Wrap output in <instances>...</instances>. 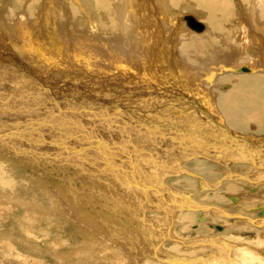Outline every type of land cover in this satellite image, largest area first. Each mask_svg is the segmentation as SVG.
Returning <instances> with one entry per match:
<instances>
[{"label": "rangeland", "instance_id": "obj_1", "mask_svg": "<svg viewBox=\"0 0 264 264\" xmlns=\"http://www.w3.org/2000/svg\"><path fill=\"white\" fill-rule=\"evenodd\" d=\"M72 1L76 2L75 4L77 6L72 4L73 3ZM72 1L71 0H63L64 7H63V4L59 3V5L63 8L61 11L58 10V7L52 3L48 6V8H49V10H47L48 14L45 13V17H44V23L46 25L47 24L51 25V26L47 25L48 27H52V22H50V21L54 20V18H57L58 15H60L61 19L62 18L64 19L65 17H67L65 12L70 11L69 13L72 14V17H70V18H73V15H76V16L78 15V16L74 17V18H76L74 21L72 19L71 22L73 24L72 23L69 24L70 26L67 25L69 28L67 26L65 27V30L63 31L64 35L57 33L55 31L52 32V31L47 30V33H51L48 36V39L51 41H57L58 43H61L60 47H61L62 52H61V55H59V57H55V56H53V55H55L53 52L55 50L54 49L53 50L48 49V52L51 53L52 54L51 56H53V57L51 58V57L47 56V54L45 53L44 57H46V58L44 59L43 57H41L43 51L40 49H39L40 51H37L38 49L32 43V42H35L34 40H35V38H37V36H35V35L39 34L40 30L35 29V27L34 28L28 27L29 25L23 26L24 25L23 22L25 21V19L24 18L18 19V18H20V15L16 16V17H11L9 15H6L7 13L9 14V12H11V11H17V10H18L17 14H21V12L26 14L27 13L26 11H28V7L30 6L31 0L30 1L29 0H18V1L17 0H7V3H6L7 13H5V10L0 9V76H2V77H0V83H2L4 85H6L8 83L7 85L11 86L12 84H16L18 82L17 84H19V86L21 87L20 83L23 84V81H24L26 88H28V90L30 89L31 93L33 92V96H35L37 93L36 91H38L36 97H39L41 94H43V92H45V90L42 87L39 88V87L34 85L36 77L38 76V77H40L39 79L42 78V81L44 80L47 83L46 86H49L55 93L58 92V94L59 93L64 94L65 97L60 96V98L62 99V100L60 99V102L64 103V101H67V100L70 101L71 98H74V96H75L74 99H77L79 101H81V99H82V101L84 100L85 102L88 100L93 101V102H102L103 105H101L102 104L101 103L100 107L97 108V111L101 110V113L103 112V114L110 116V117H112L111 114H113V113H109V111H110L109 109L103 110V108H109V104H111V103L114 105L122 104L123 106H128V105L130 107L134 106L135 108L138 107L139 109H143V108L145 109L148 106H149L148 108H151L152 105L155 106L154 103H157L159 101H164V100L166 101V104L168 105L169 102L167 101L168 99L166 97H169V96L174 98L176 102L177 101L178 102L179 101L184 102V100L179 99L180 96H176V95L171 96V92L168 91L169 89H172V91L176 90L179 93V91H184L185 86H188L189 88L192 87V88H190L191 90H189V92H191V91L195 92L196 89H197L196 92H200L201 88L204 89V88H208L210 86L209 83L204 82L205 76H203V73L201 71L198 72L192 65H189L186 62V58L184 57V54L182 52L183 45L186 44V42L187 43L191 42L193 44H196V46L198 45L199 47H201V52H202L204 48H202L203 46L201 45V41L206 40L207 37L209 40L215 37L214 32H213L214 30L212 31L213 28H211V26H208V25H210L208 23V21H206V19H203L204 17L201 19V17H200V16H202L200 13L201 10H199L197 4L194 5V3H189L190 4V5H188L189 7L186 4L185 6H183V7L181 6V8H180L179 6L174 5L172 0H162V2H161V0H135L136 2L140 1L139 3L138 2L136 3L134 0H132V1L131 0H122V1L107 0L108 2H111V3L110 4L108 3V6L105 4L102 7V5H103L102 3L106 2V0H103V1L102 0H94V1L93 0H72ZM95 1H96V3H95ZM101 1H102V3H101ZM113 1H115V2H113ZM116 1H117V4H116ZM142 1H143V4L141 3ZM155 1H157V2H155ZM158 1H160V2H158ZM99 2H100L101 6L98 5ZM127 3H129V4L127 5ZM16 4H18V5H16ZM87 4H89L90 7ZM8 5H10L11 10H10V8H8ZM109 5H111V6L109 7ZM120 5L122 8L125 6L124 7L125 9L124 8L122 9L120 7ZM122 5H124V6H122ZM136 5L138 6V8H136L137 7ZM15 6H17V7H15ZM95 6H97V7H95ZM185 7L187 8V10ZM78 8H79V10H78ZM97 8H98V10H97ZM194 8H196V9H194ZM116 9H118V10H116ZM126 9H127V11H126ZM136 9H138L139 12ZM183 9L185 11H183ZM193 9L195 11H193ZM53 10H54V12H53ZM114 10H115V12H114ZM156 10H158L160 13ZM92 11H94V12H92ZM99 11H102V12L98 13ZM124 11H126L127 13L125 12V14H124ZM130 12L132 13L131 15H130ZM172 12L174 15H172ZM57 13H58V15H57ZM75 13H77V14H75ZM138 13H140V14H138ZM178 13H180L182 20L180 21L181 24L177 26L175 24L176 19L174 20V18L177 17ZM99 14H101V15H99ZM134 14H135V16H134ZM148 14L151 15V17H152L151 20L152 19L154 20V24L158 23L160 25L159 26V25L155 24L156 28L162 27V28H159V31H157V29H156V32H155V30H154L155 28H154L153 23L150 22L151 20L150 21L148 20V18H149ZM161 14H163V16H160ZM192 14L194 15L195 18H197L199 21H201L204 24L203 31L202 30H196V29L188 26L187 20L184 17H185V15H192ZM119 15H124L125 16L124 18L127 21H125V20L121 21L120 20V22H121V24H120V22H118V19H117V17H119ZM127 15H129V16H127ZM133 16L136 18L132 19ZM139 16H141L142 19H140L141 17L139 18ZM164 16H166V17H164ZM173 16H175V17H173ZM81 17H83V18H81ZM92 17L96 18L98 21L96 19L93 20ZM46 18H47V20H46ZM86 18L88 20H85ZM103 18H104V20H103ZM124 18L122 17V19H124ZM167 18H169V20H171V22L175 25H172V23L169 22V20H167ZM100 19H101L102 23H101ZM136 19H139V21H141L142 24L139 25V23H141L139 21L137 22V24H135L134 22ZM157 19L159 20L158 22H156ZM110 20L114 21L113 22L114 28L108 27L109 25H107V24L109 22H111ZM142 20H145L146 23L143 24V22H145V21H142ZM128 21H130V22H128ZM167 21H168V23H167ZM126 22L128 24H126ZM19 24H20L21 28L19 27ZM118 24L120 26L123 25V26H121L122 28L120 27L121 29L118 28ZM129 24H130V26H128ZM146 24L149 26H147ZM183 24L186 26H184ZM32 25H35V24L33 23ZM101 25H103L102 28L100 27ZM181 25L183 27L188 28V31L190 33H188L186 30H184L185 28H183ZM76 26H77V29H76ZM131 26H135V29H134L135 31H133V28H131ZM139 26H140V28H139ZM94 27H97V28H94ZM98 27H100L101 30ZM146 27H149V28L147 29ZM150 27H152L153 29ZM170 27L175 31L173 32V30ZM167 28L168 29L170 28V29L168 30ZM81 29H82V31H81ZM126 29H127V31H126ZM209 29L211 30V32ZM146 30H149L150 32L146 31ZM145 31H146V33H145ZM153 31L155 32V34ZM167 31L169 32V34L167 33ZM88 32H89V34H88ZM96 32H98V33H96ZM147 32H148V34H147ZM157 32L160 33L164 38H167V47H168L169 54L164 61L162 58H160V59L157 58V56H159L158 52L160 50L159 49L156 50V47H154L155 43L152 42L153 40L151 39V41H147L150 38L154 39ZM135 34H137V35L135 36ZM149 34H150V37L148 36ZM70 35L72 36V38ZM77 35H79V36H77ZM152 35H154V36H152ZM24 36H26L25 40H24ZM138 36H140V37H138ZM144 36H146V37H144ZM201 37H203V38H201ZM52 38H54V39H52ZM190 38H191V40H190ZM209 40L206 41V43H208L207 48L209 45L212 44L209 42ZM139 41H141V42H139ZM150 42H152V43H150ZM179 44L181 45V47ZM204 44H205V42H204ZM211 46H213V45H211ZM207 48L204 50L205 51V52H203L204 54H207V52H208ZM214 48H215V45H214ZM152 51H153V54L155 57H153ZM39 54H41V55H39ZM168 57H171V59ZM210 58H211V56L210 57L207 56V58L205 57L204 59H206L207 62L211 63V61H213V60H211ZM153 59H155V61ZM148 61H150V63H148ZM153 61H154V63L151 64V62H153ZM170 65L172 67V69H171L172 73H173V71L176 72V69L178 71V72H176V75H175V73H173V75L175 76L174 79L175 80L181 79L180 81H182V84L181 85L178 84V86L176 87L177 89H175L171 83H168L169 81H167V80L164 81L165 80L164 79L165 75L163 76L164 73L160 74L162 71H164L163 70L164 67H165L164 69L169 70L171 68ZM208 65H210V64H208ZM244 66H247V64L243 63L241 65V67H240L241 71L246 69V68L245 69L243 68ZM166 67H168V68H166ZM175 67H176V69H175ZM184 68H186V70ZM161 69H162V71H161ZM9 71H10V73H9ZM188 71H190L191 74ZM168 72H170V71H168ZM187 72H188V74H187L188 76L185 75ZM232 72L236 73V70H235V72L234 71H232ZM16 73L18 74V76ZM173 75L171 74L169 77L173 78ZM158 76H160V77H158ZM162 77H163V79L161 81ZM6 78H8V79L6 80ZM155 78L157 79L156 81H155ZM11 79H12V81H11ZM9 81L11 84L9 83ZM36 82H37V80H36ZM170 82H172V81H170ZM218 83H219V80H218ZM185 84H187V85H185ZM202 84H205V85H202ZM25 85L22 86L23 89H25ZM194 85H195V87H193ZM226 85H224V87H226ZM11 87H14V86H11ZM35 87H37L39 90L37 88H36L37 89L36 90ZM224 87H222V88H224ZM228 87H230V86H228ZM165 88L167 89V92L164 91V93H163L162 90H164ZM209 88H211V87H209ZM209 88H208V90H209ZM186 90L187 89H185V91ZM14 91H18V89H16V86H15ZM65 92L68 95H66ZM66 96H68V97H66ZM200 96H202V95H200ZM183 98H185V97H183ZM36 99H34V102L38 101V99H37V101H35ZM54 100L55 99L50 98L49 102L51 103V105H49V103L48 104L45 103L44 106L47 109H49L48 113H50V115L57 116V118L55 117L56 118L55 122L57 123V125L56 126L52 125L51 127H49V126H47V122L45 121L44 122L45 125L39 126V128H38L40 130V132H38L39 135L37 133H34L32 135L34 137L33 138L34 149L36 148V146L38 147V149L36 148L37 152H36V157L34 158L36 165L34 163L33 167H31L34 170H32L30 167H28L29 165L27 166V164H26L27 167L25 166L26 170L23 169L24 166L22 165L16 169L17 171H15V170L11 171V169H2V167H0V185L3 188V193L5 194L4 197H6V195H11V197H13V199H16L17 196H19V197L22 196L23 198H25V197L30 198V195H31V198L34 201H37L40 206L41 205L43 207L46 206V208L44 207L43 213H46L45 211H47V213L45 214L46 216L39 219L40 222H37L36 227L34 226L33 228H29L28 234H26L27 230L24 229V227H23L24 226L23 222L25 221V214H24L25 210L22 206L18 205L17 206L18 209L14 210V212L12 214H8V215L6 214L4 219L0 220V264H24L21 260H23L25 257L29 258L30 261H32L31 264H40L41 262H44L45 264H110V263L111 264L112 263L113 264H120V263H122V264H124V263L125 264H135L138 258H140V261H143L144 264L145 263L147 264L149 261L152 262L153 260H155V261H156V259L158 260L157 254H158V257H166L168 252H169L168 255H170V254L175 255L176 253H174L175 251H172L171 245L172 244H174V245L180 244L179 240L176 238L180 237L179 233L177 232V229L180 225V220L182 218L181 216H183L187 213H192V212L196 213L199 211L188 212V210H184L185 212L180 213L179 211L178 212L175 211V209L173 207H171V209H172L171 210L169 207H167V205L165 204V201L164 200L162 201V198L160 200L159 199L160 197L154 196L150 192V190H147V192H150V194H149V193H146V190H140L141 189L140 186H138V184L135 185V183L132 181L129 184L125 183L126 185L123 182L124 179H126V175H128L127 173L124 174L123 170L128 168L127 166H131L134 163V160L130 157L128 152H125V153L122 152L124 150L123 147L127 148L128 149L127 151L131 150L132 152H135L134 154L137 156L138 162H140L143 165L144 170H145V168L148 167V169H149L148 172L150 174L144 170H143V173L140 174L139 178H141V175H142V178H141V179H143L142 182L150 183L152 181L151 178H153L155 175H158L157 172L153 169L157 166V162H155V159L157 157L155 158V155H157L159 153V151L155 147L157 154H156V152L155 153L153 152V151H155V148L151 147L153 145L152 137L150 139V136H148V135L145 136L144 133L142 134L143 136L140 134L144 130H146L145 132H150V133H152V131H150V130L148 131V129H147L148 127H143L144 129L140 130L139 127L135 126L133 129H131L133 131V133H132V131H130L129 133H126V134H123V133L121 134V132L116 133L113 131H109V132L107 131L108 132L107 133V132L100 130V128H98V126H95L93 123H91L90 125L89 124L87 125V126H89V128H86V129L84 128L85 131L83 130L82 132H79L77 130V128H75V126L73 125V122L70 119H67L62 114L57 115V113H56L57 111L55 109V106L57 107V104L55 105V103H53ZM185 101H187V100H185ZM30 103H32V102L30 101ZM32 104H34V103H32ZM46 104H47V106H46ZM42 108L46 109L44 107H42ZM155 108H156V110H158V112H163L162 110H164V108L160 109V107H158L159 109H157L156 106H155ZM32 109H33V107H32ZM43 109H42L41 113H38L39 115L37 114V117L41 116V114L44 113ZM112 109H114L113 111H114V116L116 119L118 117L120 118V115H122V116L124 114L126 115V113H123V111H121L122 109H117L115 107H113ZM132 109H134V108H132ZM136 110L134 109V111H136ZM156 110H155V112H156ZM191 110L192 109H191L190 105H186L183 110H177V112L182 114V116H185V117L189 116L192 119H194V115L196 112L195 111L191 112ZM197 112H198L197 117L202 116L203 118H205L204 117L205 114H203L201 112L202 113V115H201V113L198 110H197ZM139 113H141V112H139ZM150 117H152L151 114H150ZM203 118H200V119H203ZM38 119H40V118H38ZM102 120L105 121V123H107V120H104V119H102ZM206 120L210 124H213V122L208 120V118H206ZM108 122L109 123H107V124L111 125L113 121L109 120ZM203 122H205V119H203ZM64 123L65 124L68 123L69 125L68 124L65 125ZM105 123L103 124L102 128H106ZM132 123H134V122H132ZM186 125L187 124H185L184 126H186ZM201 126H202V124H201ZM96 127H97V129H96ZM46 128L48 130H46ZM49 129L51 131H49ZM56 129H57V131H56ZM53 130H55L56 132H54ZM59 131H60V133H59ZM57 132H58V134H57ZM87 133H88V135H87ZM89 133L91 136L89 135ZM138 133L140 135H138ZM82 134L83 135L85 134V135L83 136ZM112 134H113V136H111ZM134 135H137V137L133 138ZM37 138L39 140H37ZM40 139H41V141H40ZM44 139H46V140H44ZM163 139L158 138L157 140H163ZM126 140H127V142H126ZM151 140H152V142H151ZM115 141L116 142L118 141V142L116 143ZM140 141H142V142L140 143ZM37 143H39V144H37ZM147 144L150 147V149L147 146ZM150 144H152V145H150ZM52 146L54 148H52ZM137 147H139V149ZM67 148H69L71 150V152L64 155V151H66L65 149H67ZM104 148H105V150H104ZM36 149H35V151H36ZM148 149L150 150V152ZM112 151H113V153H111ZM69 155H70V157H69ZM160 156H165V155L162 154ZM38 157H39V159H38ZM147 157H149V159H151V160H149ZM176 157H177V154L168 155L166 157L167 159L165 158V161L167 163H169L170 165H172L177 160ZM41 158L44 162L41 160ZM48 158H50V159H48ZM110 158H112V159H110ZM51 159H53V161ZM71 160H73V161H71ZM75 160H76V163H75ZM188 162L191 163V161H189V159H188L183 164H186ZM72 163H73V165H72ZM151 163H152V165H151ZM155 163H156V166H155ZM237 163L242 164V162H237ZM16 164L20 165L23 163L21 161V163L17 162ZM148 164H150V166H152V167H150ZM121 166H122L123 170H121ZM16 167H18V166H16ZM39 168H41V169H39ZM29 169H31V171H34L35 176L38 175L39 178L37 176H36L37 178L35 176H33L34 180L37 179L36 181H34L33 178L32 179L27 178V176L31 172ZM102 169H103V171H102ZM22 173H23V175H22ZM37 173H39L40 175ZM124 175H125V177H124ZM185 175H188V174L183 173V172L178 173V174H175L174 176L168 177L166 180H169L170 178L172 179V177H173V179L184 177ZM41 179H43V180H41ZM119 179H120V181H119ZM30 180H33V182L32 181L30 182ZM39 180H40V182H39ZM4 182H12L14 184V187L10 189V187H8V186H3ZM37 182H39L40 184H38ZM29 183L30 184L34 183V185H31V187H30ZM43 183L44 184L46 183V185H44ZM90 183H92V184H90ZM131 184H134V185H131ZM98 185L100 187H98ZM166 185H168L169 188L173 191L175 190V191L181 192V189H176L173 186V183L171 181L169 183L167 182ZM128 186L131 187V189ZM29 187L31 190L29 189ZM54 187H55V190H53ZM93 187H96V188L93 189ZM99 188H101V190ZM44 189H46V190H44ZM84 189H86L87 191ZM111 190H113V191H111ZM9 191H10V193H9ZM51 191H52V193H51ZM54 191H56V192H54ZM101 191H102V193H101ZM99 192H100V194H99ZM104 192H106V193H104ZM110 192L112 193V195L110 194ZM87 193L90 196H88ZM106 194H107V196L109 194V198L106 196ZM121 194H122V196H121ZM144 194H146V195H144ZM75 195L77 198H75ZM81 195H84V196H81ZM70 196H71V198H70ZM101 196L104 197V200L105 199L106 200L104 201ZM146 196H148V197H146ZM166 196L171 198L172 193L166 192ZM111 197H112V199H111ZM128 197H130L131 199ZM118 198H120V199L118 200ZM86 199L87 200L89 199V200L87 201ZM193 199H195V198H193ZM116 200H118V202ZM147 200H149L150 202L148 201V203L146 204ZM100 201H102V202H100ZM93 202H94V204H93ZM120 202L122 205H121V209H119V213H118L117 212L118 210L116 211L115 207H117V209L120 208ZM61 203L63 204V206ZM95 203L96 204L98 203V204L96 205ZM123 203H125V204H123ZM127 203H130L131 205L127 204ZM87 204H89V205H87ZM138 205H140L141 207H139ZM56 206H57V208H56ZM73 206H75L76 209ZM127 206H129L130 209H129V207L127 208ZM62 207H64V208H62ZM68 207H70V208H68ZM124 207H126V208L124 209ZM157 207H159V208H157ZM96 208H97V210H96ZM57 209L60 211H58ZM102 210H103V212H101ZM48 211H50L52 214ZM110 211H112V212H110ZM71 212H72V214H71ZM115 212L117 213L116 216L114 215ZM179 213H180V215H179ZM173 214H174V216H172ZM57 215H59V216L57 217ZM89 215H90V219H89ZM66 216H68V217H66ZM74 216L76 218H74ZM81 216H82V218H81ZM83 217L84 218L86 217V218L83 219ZM48 218H51V221L53 220V222L48 220ZM77 218H79V219H77ZM104 218H106V219H104ZM113 218L114 219L116 218V220H114ZM120 218H121V220H120ZM125 219H126V222H125ZM57 220L59 221V223ZM67 220H69V221H67ZM92 220H93V222H91ZM117 220H119V221H117ZM128 220H130V221H128ZM134 220H135V222H134ZM107 221H109L110 224H108ZM76 222H78V223H76ZM112 222L114 224H112ZM118 222H120V223H118ZM123 222H124V224H123ZM151 223L152 224L155 223V224L152 225ZM171 223L172 224L174 223V224L172 225ZM76 224H77V226H76ZM109 225H110V227H109ZM124 225H125V227H124ZM133 225H134V227H133ZM169 225H171V227ZM145 226L147 227V229L145 228ZM77 227H79V228L77 229ZM99 227H101L102 229ZM111 227H112V229H111ZM139 227L142 229H146V230H143V232H142V229H140ZM193 227L196 228L197 226H193ZM116 228L117 229L121 228V229L117 230ZM148 228H150V229H148ZM110 229H111V233H110ZM126 229H127V231H126ZM147 230L148 231L151 230V231L148 232ZM156 231H157V234L155 233ZM165 231H166V233H165ZM77 233H78V235H77ZM107 233H108V235H107ZM120 233L122 236L120 235ZM129 233L130 234L133 233V234L130 236ZM153 233H154V235H153ZM173 233H176V234H173ZM116 234H119V235L116 236ZM151 234H152V236H151ZM155 234H156V236H155ZM91 236H93V237H91ZM128 236H130V238H128ZM145 236L149 237V238H146ZM164 237H165V239H164ZM19 238H21L23 240V243H21L22 241H20ZM143 238H144V240H143ZM161 238H163L164 240ZM160 240H161V242H160ZM84 241H86V242H84ZM120 241H121V243H120ZM139 241H141L142 243ZM147 241L150 243H148ZM24 242H26L27 244L29 243L30 246H29V244L26 245ZM89 242H91V243H89ZM6 243H9V245L7 246ZM134 243H135V245H134ZM159 243H160V245H158ZM123 244H125V245L123 246ZM62 245L64 248L61 250V253H63V254H62V257H60V259H61L60 261L57 258L52 257L50 255L49 251L46 250V248L49 250H52L51 248H57V247L59 248ZM117 245H120L122 249L120 248V246L118 247ZM9 246H13V247H9ZM93 246L95 248H98V249L99 248H103V249L106 248L108 253L107 252H101L100 253L97 249H95V251H93L94 250V249H92ZM113 246H114V248H112ZM135 248H137V249H135ZM118 249L120 251H118ZM155 249H157V251ZM12 250H14V252ZM121 250H122V252H121ZM123 250H125L126 252ZM128 250L129 251L131 250V251L129 252ZM159 250H160V252H159ZM183 251L188 252V251H190V249L184 248ZM114 252H116V253L118 252V253L115 255ZM139 252H141V253H139ZM17 253H19V255ZM99 253L102 255H100ZM103 253H105V254L103 255ZM110 253H112V254H110ZM127 253H128V255H127ZM107 254L110 256L107 257L106 256ZM135 254H136V257L134 258ZM120 255H124V256L122 257ZM111 256H112V258H111ZM114 258H116V259L118 258V259L113 260ZM127 260H129L130 262H127ZM36 261H41V262L39 263Z\"/></svg>", "mask_w": 264, "mask_h": 264}, {"label": "bare ground", "instance_id": "obj_2", "mask_svg": "<svg viewBox=\"0 0 264 264\" xmlns=\"http://www.w3.org/2000/svg\"><path fill=\"white\" fill-rule=\"evenodd\" d=\"M102 1H101V3H102ZM117 1H122V0H117ZM117 1H116V4H117ZM172 1H173L174 5L179 6L180 8H181V6L183 7L186 4H187V6L190 5L189 3H194V5L197 4L199 10H201L200 11V13L202 15V16H200L201 19L204 17L203 19H206V21H208V23L210 24L208 26H211V28H213L212 31L214 30L213 31L214 36H215L214 38L209 40L207 37L206 40L201 41V45L203 46L202 48H204L202 52H201V47H199L198 45H197L198 46L197 47L196 44L191 43L188 39L187 40L190 43L186 42V44H184L183 48H182V52L184 54V57L186 58V62L189 65H192L198 72L201 71L203 73V76H205L204 82L209 83V85H210L209 87H211V88L208 87L209 90H208V88H204V89L201 88L200 92H196L197 89L196 90L194 89L195 92L191 91L192 92L191 93V92H189V90H191L190 88H192V87L189 88L188 86H185V89H187L188 91L187 90L185 91V89H184V91H179V93H178L176 90L172 91V89H169L168 91L171 92V96L172 95L173 96L174 95L180 96L181 98L179 97V99L184 100V102H180V101L176 102L174 98L169 96V97H166L168 99L167 101L169 102L168 105L166 104V101L164 99H163L164 101H159L157 103H154V105L157 107V109H159L158 107H160V109L164 108V110H162L163 112H158V110H156L155 106H153V105L151 106V108H148L149 107L148 106L145 109L144 108L139 109L138 107L135 108L134 106L133 107L132 106L130 107L129 105L123 106L122 104L114 105L111 103V104H109V108H103V110L109 109L110 110L109 113H113V114H111L112 117H110V116L103 114V112L101 113V110L97 111V108L100 107V104L102 102H93L90 100L85 102L84 100L82 101V99H81V101H79L77 99H74L75 96H74V98L70 97L71 98L70 101L67 100V101H64V103L60 102V99H61L60 96L65 97L64 94L59 93L60 94L59 95L58 92L55 93L49 86H46L47 83L44 80L42 81V78L39 79L40 77H38L37 75H36L37 76L36 77L37 82L35 80L34 85L39 87V88L42 87L45 90V92H43V94H41L39 97H36L38 91H36L37 92L36 95L33 96V92L31 93L30 89L28 90V88H26L24 81H23V84L25 85V89L22 88V86H24V85L20 83V85H21V87H20L19 84H17L18 82L16 84L11 85L14 87L7 85L8 83L7 84L5 83L6 85L0 83V167H2V169H11V171H13V170L17 171L16 169L22 165L24 166V168H23L24 170H26L25 168L28 165H29L28 167H30V168L33 167V165L35 163L34 158L36 157V152H37L38 147L36 146L37 149L35 148L36 149V151H35L34 146H33V144H34L33 138L34 137L32 135L34 133L38 134V132H40V130L38 128H39V126L45 125V123H44L45 121L47 122V126H49V127H51L52 125L53 126L57 125V123L55 122L57 116L50 115V113H48L49 109H47L44 106L45 103H47V104L49 103V105H51V103L49 102L50 98L55 99L53 101V103H55V105L57 104V107L55 106V109L57 111L56 112L57 115L62 114L67 119H70L73 122V125L75 126V128H77V130L79 132H82L84 130V128L85 129L89 128V126H87V125L88 124L90 125L91 123H93L95 126H98V128H100V130H102L104 132L113 131L116 133L121 132V134L122 133L123 134L129 133L130 131H132L131 129H133L135 126L139 127L140 130L144 129L143 127H148L147 128L148 131L150 130V131H152V133L145 132L146 130H144L140 134L142 135L144 133L145 136L146 135L150 136V139L152 137L153 142H152V140H151V142L153 143V145L152 144H150V145H152L151 147H154V148L156 147L157 150L159 151L158 154H157L156 148H155V151H153L154 153L156 152V154H157V155H155V158L156 157L157 158L156 159L154 158V159H155V162H157V166L159 167L158 168L156 166V163H155L156 167L153 170H155L158 175H155L153 178H151L152 181L150 183L142 182V180H143V179H141L142 175H141V178H139V177H140V174L143 173V170H144L143 165L140 162H138L137 156L134 154L135 152H132L131 150L127 151L128 149L123 147L124 150L122 152L123 153L128 152L130 157L134 160V163L131 166H127L128 168H126L125 170H123L122 166H121V170L124 171V172L123 171L122 172L124 174H126V173L128 174V175H126V179H124V181H123L124 184L125 183L129 184V183H131V181L134 182L135 185L138 184V186H140V188H141L140 190H146V193H149V194L151 192L154 196L160 197L159 198L160 200L162 198V201L163 200L165 201V204L167 205V207H169L170 209H171V207H173L175 209V211H177V212L179 211L180 213H182V212H185L184 210H188V212H191V211H195V212L199 211V212L187 213V214L181 216L182 218L180 220V225L177 229V232L179 233L180 237L176 238L179 240L180 244H178V245L172 244L171 245L172 251H175L174 253H176L177 255L176 254L175 255H171V254L168 255L169 252L167 251L168 254L166 257H158V254H157L158 260L156 259V261L153 260L152 262L149 261L147 264H264V0H172ZM72 2H73L72 4L76 5L75 4L76 2H74V1H72ZM113 2H115V1H113ZM155 2H157V1H155ZM158 2H160V1H158ZM161 2H162V0H161ZM6 3H7V0H0V9L5 10V13H7ZM51 3L56 5L58 7V10H60V11L63 8L59 5V3L63 4V7H64L63 0H31L30 6L28 7V11H26L27 12L26 14L22 13V12H21V14H17L18 10L17 11H11V12H9V14L8 13L6 14V15H9L11 17H16V16L20 15V18H18V19H22V18L25 19V21L23 22L24 23L23 26L29 25L28 27H31V28L35 27V29L40 30V33L35 35V36H37V38H35V40H34L35 42H32V43L38 49L37 51H40V50L43 51L42 55L41 54H39V55H41V57H43L44 59L46 58V57H44L45 53L47 54V56L52 58L53 56L59 57V55H61V52H62L61 47H60L61 43H58L57 41L49 40L48 36L51 33H47V30L52 31V32L55 31L57 33L63 34L65 27L72 23L71 22L72 19H73V21L76 19V18H74L76 15H73V18H70V17H72V14L69 13L70 11L65 12L67 17H65L64 19L63 18L61 19L60 15H58V13H57L58 19L54 18V20H51L50 22H52V27H48L47 25H49V24L46 25L44 23V17H45V13H47V10H49L48 6ZM95 3H96V1H95ZM108 3L110 4L111 2H108L106 0V2L102 3L103 4L102 7L105 4L108 6ZM129 3H127V5ZM141 3L143 4V1ZM89 4H87V5L89 6ZM16 5H18V4H16ZM98 5H100V2ZM111 5H109V7ZM97 6H95V7H97ZM122 6H124V5H122ZM15 7H17V6H15ZM120 7H121V5H120ZM8 8H10V5H8ZM136 8H138V6ZM184 9H183V11H185ZM194 9H196V8H194ZM194 9H193V11H195ZM10 10H11V8H10ZM78 10H79V8H78ZM97 10H98V8H97ZM116 10H118V9H116ZM136 10H138V9H136ZM186 10H187V8H186ZM126 11H127V9H126ZM126 11H124V14ZM156 11H158V10H156ZM53 12H54V10H53ZM92 12H94V11H92ZM100 12H102V11H99L98 13H100ZM114 12H115V10H114ZM138 12H139V10H138ZM75 14H77V13H75ZM131 14L132 13L130 12V15ZM138 14H140V13H138ZM99 15H101V14H99ZM172 15H174L173 12H172ZM127 16H129V15H127ZM134 16H135V14H134ZM134 16L132 19L136 18ZM160 16H163V14H161ZM189 16H191L198 23H201L202 26H198L199 29H197L196 27H192L193 25L192 26L189 25L188 24L189 22H187L188 26H190L196 30H202L203 31L204 24L201 21H199L197 18H195L193 14L192 15H185L184 18L187 20V18ZM122 17L124 18L125 16L119 15V17H117L118 22H120V20L121 21L125 20V18L122 19ZM140 17L141 16H139V18ZM148 17H149L148 20L150 21L152 18L151 15H149ZM164 17H166V16H164ZM173 17H175V16H173ZM81 18H83V17H81ZM94 19H96V18H93V20ZM140 19H142V17ZM158 19H157V21L156 20L155 21L158 22L159 21ZM175 19H176L175 24L177 26L180 25L181 24L180 21L182 20L180 13L177 14V17L174 18V20ZM46 20H47V18H46ZM85 20H88V19L86 18ZM103 20H104V18H103ZM167 20H169V18H167ZM100 21H101V19H100ZM125 21H127V20H125ZM138 21H139V19H136L134 23L137 24ZM142 21H145V20H142ZM113 22L114 21H111L109 23L107 22L108 23L107 25H109L108 27L114 28ZM128 22H130V21H128ZM139 22H141V21H139ZM150 22L153 23L154 28H155L154 29L155 32H156V29H157V31H159V28H162V27L156 28V25H159V24L155 23L156 24L155 25L153 19ZM169 22H171V20H169ZM33 23L35 25H32ZM101 23H102V21H101ZM144 23H146V21L143 22V24ZM167 23H168V21H167ZM120 24H121V22H120ZM126 24H128V23L126 22ZM130 24L128 26H130ZM140 24H142V22L139 23V25ZM175 24L172 23V25H175ZM49 26H51V25H49ZM102 26L103 25H101L100 27L102 28ZM121 26H123V25H121ZM121 26L118 24V28H120ZM147 26H149V25H147ZM184 26H186V25H184ZM19 27H20V24H19ZM100 27H98V28L101 30ZM94 28H97V27H94ZM131 28H133V31H135L134 30L135 26H131ZM139 28H140V26H139ZM146 28L148 29L149 27H146ZM150 28H152V27H150ZM183 28H185L184 30H186L188 33H190L188 31V28H186V27H183ZM76 29H77V26H76ZM81 31H82V29H81ZM126 31H127V29H126ZM146 31H149V30H146ZM146 31H145V33H146ZM174 31L175 30H173V32ZM155 32H154V34H155ZM210 32H211V30H210ZM96 33H98V32H96ZM167 33L169 34L168 31H167ZM88 34H89V32H88ZM147 34H148V32H147ZM136 35L137 34H135V36ZM26 36H24V40L26 39ZM77 36H79V35H77ZM140 36H138V37H140ZM148 36L150 37V34ZM152 36H154V35H152ZM144 37H146V36H144ZM71 38H72V36H71ZM201 38H203V37H201ZM52 39H54V38H52ZM151 39L153 40L152 42L155 43V45H156V46L154 45V47H156V50H158V49L160 50L158 52L159 56H157V58H159V59L162 58L164 61L169 54L168 47H167V38H164L160 33L157 32V34L154 38L155 40L153 38H150L147 41H151ZM190 40H191V38H190ZM207 40H209V42L212 43L211 45H213V46L209 45L207 48V45H208V43H206ZM139 42H141V41H139ZM152 42H150V43H152ZM204 42H205V44H204ZM214 45H215V48H214ZM180 47H181V45H180ZM206 48H207L208 52H207V54H204L203 52H205L204 50ZM48 49H50V50L54 49L55 51H53V52L55 55L51 56L52 54L48 52ZM152 55H153V57H155L153 54V51H152ZM207 56H209V57L211 56L210 59L213 60V61H211L212 64L207 62L206 59H204L205 57L207 58ZM168 58L171 59V57H168ZM153 60L155 61V59H153ZM154 61L151 62V64H153ZM148 63H150V61H148ZM243 63H246L247 66H244L243 68L244 69L246 68V69L241 71L240 67ZM208 64H210V65H208ZM170 67H171V65H170ZM164 68H163L164 71H162V69H161L162 72L160 73V74L164 73L163 74V76L165 75L164 81H166V80L169 81L168 83H171L174 86V88L177 89L176 87L178 86V84L181 85L182 81H180L181 79H176V80L174 79L175 76L173 75V73H175V75H176V72H178L176 67H175L176 72L173 71V73L171 70L172 67L169 70L164 69ZM166 68H168V67H166ZM184 69L186 70V68H184ZM167 70L170 72H168ZM235 70H236V73H233L232 71L235 72ZM188 72H190V71H188ZM188 72L185 75H187ZM9 73H10V71H9ZM18 74H17V76H18ZM171 74L173 75V78L169 77ZM190 74H191V72H190ZM0 77H2V76H0ZM158 77H160V76H158ZM7 79L8 78H6V80ZM162 79H163V77L161 78V81H162ZM156 80L157 79L155 78V81ZM218 80H219L220 84L218 83ZM11 81H12V79H11ZM170 81H172V82H170ZM9 83H10V81H9ZM185 85H187V84H185ZM202 85H205V84H202ZM224 85H226V87H224ZM15 86H16V89H18V91H14ZM228 86H230V87H228ZM37 87H35V89ZM193 87H195V85ZM222 87H224V88H222ZM165 89L162 90L163 93H164V91L167 92V89L166 90ZM65 94H66V92H65ZM66 95H68V94H66ZM200 95H202V96H200ZM66 97H68V96H66ZM183 97H185V98H183ZM36 98L38 99V101ZM34 99H36L35 101H37V102H34ZM185 100H187V101H185ZM30 101L34 104L30 103ZM47 104H46V106H47ZM101 105H103V103ZM186 105H190V107L192 109L191 112H193V111L196 112L194 115V119H192L189 116H186V117L182 116V114L177 112V110H183ZM32 107H33V109H32ZM42 107H44L46 109H43ZM113 107H115L117 109H122L121 111H123V113H126V115L124 114L123 115L124 117L122 115H120V118L118 117L116 119L114 116V111H113L114 109H112ZM132 108H134L135 110L137 109V110L134 111V109H132ZM42 109H43L44 113H42L41 116L37 117V114L41 113ZM155 110H156V112H155ZM197 110L200 113L202 112L203 114H205V116H204L205 118H203L202 116L197 117V113H198ZM139 112H141V113H139ZM202 113H201V115H202ZM150 114L152 117H150ZM38 118H40V119H38ZM200 118L205 119V122H203V119H200ZM206 118H208V120L212 121L213 124H210L206 120ZM102 119L107 120V123H109L108 122L109 120L113 121V122L111 125H108ZM132 122H134V123H132ZM104 123L106 125V128H102ZM66 124H68V123H66ZM185 124H187V125L184 126ZM201 124H202V126H201ZM96 129H97V127H96ZM46 130H48V129L46 128ZM49 131H51V130L49 129ZM53 131L56 132L57 129H56V131L55 130H53ZM60 131H59V133H60ZM132 133H133V131H132ZM57 134H58V132H57ZM140 134L138 133V135H140ZM87 135H88V133H87ZM89 135H90V133H89ZM111 136H113V134ZM136 137H137V135L133 136V138H136ZM158 138L159 139L164 138V139L163 140H157ZM37 140H39V139L37 138ZM44 140H46V139H44ZM40 141H41V139H40ZM126 142H127V140H126ZM141 142L142 141H140V143ZM37 144H39V143H37ZM147 146H148V144H147ZM52 148H54V147L52 146ZM105 148H104V150H105ZM137 148L139 149V147H137ZM149 149H150V147H149ZM65 150L66 151H64V155L71 152V150L69 148H67ZM149 152H150V150H149ZM111 153H113V151ZM159 154L160 155L163 154L165 156H160ZM175 154H177V157H176L177 162L175 161L172 165H170L169 163H167L165 161V158L168 155H175ZM69 157H70V155H69ZM147 158L149 159V157H147ZM38 159H39V157H38ZM48 159H50V158H48ZM110 159H112V158H110ZM188 159H189V161H191V163L188 162L186 164H183ZM41 160H42V158H41ZM51 160L53 161V159H51ZM149 160H151V159H149ZM21 161L23 164H20V165L16 164L17 162L21 163ZM71 161H73V160H71ZM237 162H242V164H239ZM75 163H76V160H75ZM26 164H27V166H26ZM15 165L18 167H16ZM35 165H36V163H35ZM72 165H73V163H72ZM148 165L150 166V164H148ZM151 165H152V163H151ZM150 167H152V166H150ZM31 169L34 170L33 168H31ZM31 169H29V170L31 171ZM39 169H41V168H39ZM103 169H102V171H103ZM144 171L148 172L149 171L148 167L145 168ZM182 172L187 173L188 175H185L184 177H180V178H176V179H173V177H172V179L170 178L169 180H166L168 177L174 176L175 174L182 173ZM37 174H39V173H37ZM22 175H23V173H22ZM33 176H35L34 171H31L30 174L27 176V178L32 179ZM36 176L38 177V175H36ZM124 177H125V175H124ZM33 180H34V178H33ZM33 180H30V182L31 181L33 182ZM36 180H34V181H36ZM41 180H43V179H41ZM119 181H120V179H119ZM170 181L173 183V186L176 189H181V192L171 190L169 188V186L166 185V183L167 182L169 183ZM39 182H40V180H39ZM39 182H37V183L40 184ZM90 184H92V183H90ZM31 185H34V183H31L30 187H31ZM44 185H46V183ZM131 185H134V184H131ZM3 186H8L11 189L14 187V184L12 182H4ZM30 187H29V189H30ZM98 187H100V186L98 185ZM95 188L96 187H93V189H95ZM129 188L131 189V187H129ZM99 189L101 190V188H99ZM44 190H46V189H44ZM53 190H55V187ZM84 190H86V189H84ZM147 190H150V192H147ZM56 191H54V192H56ZM111 191H113V190H111ZM166 192L172 193L171 198L166 196ZM9 193H10V191H9ZM51 193H52V191H51ZM101 193H102V191H101ZM104 193H106V192H104ZM99 194H100V192H99ZM110 194L112 195L111 192H110ZM4 195L5 194L3 193V188L0 185V220L4 219L6 214L7 215L12 214L14 212V210L18 209V207H17L18 205L22 206L25 210V213H24L25 214V221L23 222L24 226L23 225L22 226L24 227V229L27 230L26 234L29 233L28 232L29 228H33L34 226L35 227L37 226V222H40L39 221L40 218L46 216L45 214L47 213V211H45L46 213H43L44 207L46 208V206H44V207L42 205L40 206L37 201H34L31 198L30 194H29L30 198L25 197V196H24L25 198H23L22 196L21 197L17 196L16 199H13V197H11V195H6V197H4ZM144 195H146V194H144ZM81 196H84V195H81ZM88 196H90V195L88 194ZM106 196H107V194H106ZM121 196H122V194H121ZM148 196H146V197H148ZM107 197L109 198V194ZM70 198H71V196H70ZM75 198H77L76 195H75ZM102 198L104 200V197H102ZM128 198H130V197H128ZM193 198H195V199H193ZM111 199H112V197H111ZM119 199L120 198H118V200ZM118 200H116V201L118 202ZM148 201L149 200H147L146 204L148 203ZM100 202H102V201H100ZM93 204H94V202H93ZM123 204H125V203H123ZM127 204H130V203H127ZM87 205H89V204H87ZM121 205L122 204L120 202V208H118V209H117V207H115L116 205L114 206L116 208V211L118 210L117 211L118 213H119V209H121ZM62 206H63V204H62ZM129 206H127V208ZM138 206L141 207L140 205H138ZM73 207L75 208V206H73ZM56 208H57V206H56ZM62 208H64V207H62ZM68 208H70V207H68ZM125 208L126 207H124V209ZM157 208H159V207H157ZM129 209H130V207H129ZM96 210H97V208H96ZM58 211H60V210H58ZM48 212H50V211H48ZM101 212H103V210ZM110 212H112V211H110ZM180 213H179V215H180ZM71 214H72V212H71ZM114 215L116 216L117 213L115 212ZM58 216L59 215H57V217ZM172 216H174V214ZM66 217H68V216H66ZM74 218H76V217L74 216ZM81 218H82V216H81ZM85 218L83 217V219H85ZM116 218L115 219L113 218V219L116 220ZM77 219H79V218H77ZM89 219H90V215H89ZM104 219H106V218H104ZM48 220L51 221V218H48ZM120 220H121V218H120ZM135 220H134V222H135ZM67 221H69V220H67ZM117 221H119V220H117ZM128 221H130V220H128ZM51 222H53V220ZM91 222H93V220ZM125 222H126V219H125ZM58 223H59V221H58ZM76 223H78V222H76ZM107 223L110 224L109 221H107ZM118 223H120V222H118ZM112 224H114V223L112 222ZM123 224H124V222H123ZM154 224H152V225H154ZM125 225H124V227H125ZM76 226H77V224H76ZM169 226L171 227V225H169ZM193 226H197V227L194 228ZM109 227H110V225H109ZM133 227H134V225H133ZM78 228L79 227H77V229ZM99 228H101V227H99ZM145 228L147 229L146 226H145ZM111 229H112V227H111ZM111 229H110V233H111ZM120 229H117V230H120ZM140 229H142V228H140ZM146 229H142V232H143V230H146ZM148 229H150V228H148ZM126 231H127V229H126ZM150 231L151 230H149L148 232H150ZM155 233L157 234V231ZM165 233H166V231H165ZM132 234H130V236ZM156 234H155V236H156ZM173 234H176V233H173ZM77 235H78V233H77ZM107 235H108V233H107ZM118 235L119 234H116V236H118ZM120 235H121V233H120ZM153 235H154V233H153ZM130 236H128V238H130ZM151 236H152V234H151ZM91 237H93V236H91ZM146 238H149V237H146ZM161 239H163V238H161ZM164 239H165V237H164ZM19 240L22 241L21 243H23V240L21 238H19ZM143 240H144V238H143ZM84 242H86V241H84ZM91 242H89V243H91ZM139 242H141V241H139ZM160 242H161V240H160ZM24 243L26 245L29 244V243L27 244L26 242H24ZM120 243H121V241H120ZM148 243H150V242H148ZM6 244H7V246L9 245V243H6ZM124 245L125 244H123V246ZM134 245H135V243H134ZM158 245H160V243ZM29 246H30V244H29ZM117 246L119 247L120 245H117ZM9 247H13V246H9ZM63 248L64 247L62 245L59 248L58 247L57 248H51L52 250H49L46 248V250L49 251V253L52 257L57 258L60 261L61 260L60 257H62V254H63V253H61V250ZM112 248H114V246ZM120 248H121V246H120ZM184 248H188V249H190V251L185 252V251H183ZM92 249H94L93 251H95V249H97L100 253L101 252H107L106 248L105 249H103V248L98 249V248H95L93 246ZM119 249H118V251H120ZM135 249H137V248H135ZM155 250L157 251V249H155ZM12 251L14 252V250H12ZM123 251H125V250H123ZM121 252H122V250H121ZM159 252H160V250H159ZM114 253L116 255L118 252L117 253L114 252ZM139 253H141V252H139ZM17 254L19 255V253H17ZM104 254L105 253H103V255ZM110 254H112V253H110ZM100 255H102V254H100ZM127 255H128V253H127ZM106 256L108 257L110 255L107 254ZM120 256L123 257L124 255H120ZM135 257H136V254H135L134 258ZM111 258H112V256H111ZM115 259L116 258H114L113 260H115ZM21 261L24 264H31V262H32L27 257H25ZM36 262L40 263L41 261H36ZM127 262H130V261L127 260ZM136 263L137 264H144L143 261H140V258L137 259ZM40 264H45V263L41 262ZM120 264H122V263H120Z\"/></svg>", "mask_w": 264, "mask_h": 264}, {"label": "water", "instance_id": "obj_3", "mask_svg": "<svg viewBox=\"0 0 264 264\" xmlns=\"http://www.w3.org/2000/svg\"><path fill=\"white\" fill-rule=\"evenodd\" d=\"M187 22H189L188 23L189 25L191 26L193 25L192 27H196L197 29H199L198 26H202L201 23H198L197 21H195L191 16L187 18Z\"/></svg>", "mask_w": 264, "mask_h": 264}]
</instances>
